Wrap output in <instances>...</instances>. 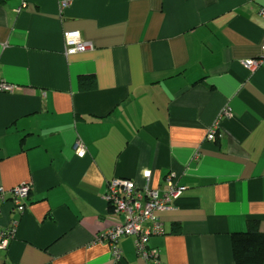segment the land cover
Masks as SVG:
<instances>
[{
    "label": "crops",
    "instance_id": "0c3cea01",
    "mask_svg": "<svg viewBox=\"0 0 264 264\" xmlns=\"http://www.w3.org/2000/svg\"><path fill=\"white\" fill-rule=\"evenodd\" d=\"M260 8L264 0H4L0 188L32 190L23 214L11 201L1 208L0 229L17 231L0 264H113L99 241L120 221L104 200L109 182L162 190L169 175L184 191L154 214L165 230L149 242L158 262L126 237L119 264H235L232 235L252 219L264 232V65L244 66L262 56ZM68 32L93 50L66 55ZM82 76L93 89L80 90ZM215 124L223 139L209 142Z\"/></svg>",
    "mask_w": 264,
    "mask_h": 264
},
{
    "label": "built area",
    "instance_id": "2783aa9c",
    "mask_svg": "<svg viewBox=\"0 0 264 264\" xmlns=\"http://www.w3.org/2000/svg\"><path fill=\"white\" fill-rule=\"evenodd\" d=\"M68 3L62 4V9L68 7ZM258 15L264 19V8L258 10ZM66 55H75L80 52L93 50V45L84 42L79 32H68L65 34ZM262 56L257 60H248L244 66L249 70H255L264 65V44L262 45ZM3 92H11L12 87L3 85ZM222 116L230 117L229 109L224 110ZM223 139V134L219 132L218 124L209 131L207 140L216 142ZM76 155L83 157L86 153L85 147L79 142L74 147ZM150 172L144 174L149 180ZM32 186L29 183L21 184L6 192L0 188V213L1 206L6 200V194L11 196L14 209L23 214L26 206L24 202L30 196ZM184 188L177 185L174 176L166 178L165 187L152 190L146 186L145 189H138L132 181L115 179L109 182L104 200L108 203L114 216L120 218L119 223L113 228L103 233L99 241L108 244L111 251L113 264H119L122 260V252L119 241L122 238H135V247L139 256L146 261L158 262L154 252L149 249V242L152 236L165 234L163 223L155 218V212L170 209L173 200L178 199ZM17 223L7 229H0V250L7 249L9 244L15 239Z\"/></svg>",
    "mask_w": 264,
    "mask_h": 264
},
{
    "label": "trees",
    "instance_id": "16d2710c",
    "mask_svg": "<svg viewBox=\"0 0 264 264\" xmlns=\"http://www.w3.org/2000/svg\"><path fill=\"white\" fill-rule=\"evenodd\" d=\"M3 1L4 0H0V4L3 3ZM93 84H95L94 77L82 76L78 79V85L82 91L93 89ZM88 85L90 86L89 88ZM28 200L24 202L25 206H27ZM8 201L12 202L11 196L6 194V200L2 206ZM231 242L235 264H264V232L261 231L259 220H249L247 223V230L243 233L233 234Z\"/></svg>",
    "mask_w": 264,
    "mask_h": 264
}]
</instances>
